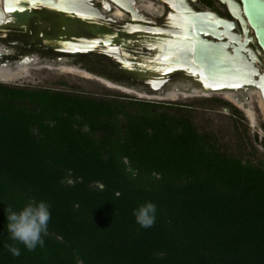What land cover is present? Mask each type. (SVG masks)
<instances>
[{"label":"trees","instance_id":"16d2710c","mask_svg":"<svg viewBox=\"0 0 264 264\" xmlns=\"http://www.w3.org/2000/svg\"><path fill=\"white\" fill-rule=\"evenodd\" d=\"M190 110L0 84V264H264V169L222 152ZM32 200L51 220L28 251L6 209ZM148 201L144 229L133 211Z\"/></svg>","mask_w":264,"mask_h":264},{"label":"water","instance_id":"95a60500","mask_svg":"<svg viewBox=\"0 0 264 264\" xmlns=\"http://www.w3.org/2000/svg\"><path fill=\"white\" fill-rule=\"evenodd\" d=\"M220 1L239 22L244 15L264 53V0H240L241 5ZM178 12L182 22L177 30L155 26L146 32L137 25L128 32L81 0H0V44L14 52L10 60L19 55L54 58L117 90L143 96L158 93L178 76L213 92L245 87L243 80L250 74L238 65L241 49L234 48L231 61L226 52L230 45L224 41L236 26L197 13L186 2ZM247 82L264 101V81Z\"/></svg>","mask_w":264,"mask_h":264},{"label":"rangeland","instance_id":"374dc122","mask_svg":"<svg viewBox=\"0 0 264 264\" xmlns=\"http://www.w3.org/2000/svg\"><path fill=\"white\" fill-rule=\"evenodd\" d=\"M148 3L149 0H140L138 5ZM152 6L158 9L157 3H153ZM216 63L220 64V59L216 60ZM221 64L217 66L222 70L225 65ZM76 70L75 73H69L59 66L31 67L9 81L0 80V84L93 97L120 95L137 101L189 107L190 120L200 134L212 136L222 152L241 159L245 164L249 163L264 169V116L256 93L245 97L242 107L226 100L222 95H212L207 98L178 97L176 100L163 102L144 100L135 93H125L116 88H109L97 79L85 78L80 74L83 71ZM247 109L253 114L252 122L245 114Z\"/></svg>","mask_w":264,"mask_h":264},{"label":"flooded vegetation","instance_id":"af4514ba","mask_svg":"<svg viewBox=\"0 0 264 264\" xmlns=\"http://www.w3.org/2000/svg\"><path fill=\"white\" fill-rule=\"evenodd\" d=\"M233 1L241 5L240 0ZM81 2L92 9H96L101 16L103 14L99 11L97 6L109 7L111 5L108 12H111V17L113 19L105 20H110L115 26L119 25L117 23L118 20L114 17L113 10H120L124 15V23L120 27L128 32L134 30L137 25H143L146 32L152 30V27L155 26H164V28L167 29H179L180 22L182 21L178 12V7H183L184 2H186L188 6L197 13H207L218 19L234 24L236 28L232 29L230 36L224 39V41L230 45L226 52L230 56L231 61H233L235 56L234 48L241 49L239 52L240 59L238 65L243 66L250 74L245 80H243L245 87L237 89L253 88L261 97L259 90L254 86L249 85L247 80H252L256 84L264 81L263 50L259 46L254 31L249 26L244 15H242L243 22H239L233 17L227 4L222 3L220 0H149L152 4L157 3L158 9H160V12L156 14H150L143 11L140 8V5H138V0H104V2L103 0H81ZM102 18L104 19L103 16ZM210 21L212 22L214 19L211 18ZM209 40L217 42V40L212 38H209ZM228 88L235 89L233 87ZM261 99L263 101L262 97Z\"/></svg>","mask_w":264,"mask_h":264},{"label":"bare ground","instance_id":"6f19581e","mask_svg":"<svg viewBox=\"0 0 264 264\" xmlns=\"http://www.w3.org/2000/svg\"><path fill=\"white\" fill-rule=\"evenodd\" d=\"M140 1V0H138ZM95 3V2H94ZM106 5V4H105ZM107 6V5H106ZM99 8V11L103 14L102 16L104 19H113L111 17V12H108V9L111 8V5L109 7H101L97 6ZM101 8V9H100ZM140 8L143 11H146L147 13L153 14V13H159L160 9H154L151 3L145 4L140 6ZM114 17L118 20L117 23L119 26L123 25V19L124 15L123 13L118 10L114 9ZM4 45L0 44V80L1 81H9L12 78H14L16 75L25 72L28 68L31 67H38V66H59L62 70L67 71L69 73H75L77 72V68L65 64L64 62L56 61L54 58H40L38 56H29V55H22L18 56V60H10L11 57H13L15 54L12 50H9ZM82 76L89 79H95L92 76L88 75L85 72H80ZM177 81L173 84L162 88L158 93L152 94V96H143L139 95L141 98H148V99H155V100H167V101H173L176 100L178 97L188 98V97H199V98H207L212 95H222L226 100L236 104L239 107H242L243 105V99L253 93H256L259 98L260 103V110L262 115L264 116V103L257 91L253 88H242V89H230L225 88L218 92H213L212 90L202 87L199 85L197 81H185L183 80V77L178 76ZM101 82V81H100ZM105 86H108L109 88H116L110 84H107L105 82H101ZM125 93H130V91L119 89ZM245 114L249 121H253V114L250 110H245Z\"/></svg>","mask_w":264,"mask_h":264},{"label":"clouds","instance_id":"9594fccd","mask_svg":"<svg viewBox=\"0 0 264 264\" xmlns=\"http://www.w3.org/2000/svg\"><path fill=\"white\" fill-rule=\"evenodd\" d=\"M50 204L45 201H30L22 210L6 209V231L8 239L22 244L28 251H35L37 246H44L43 236L48 233L51 220ZM157 206L148 201L134 209L135 222L144 229L154 226ZM5 249L18 258L21 250L14 244H5Z\"/></svg>","mask_w":264,"mask_h":264}]
</instances>
